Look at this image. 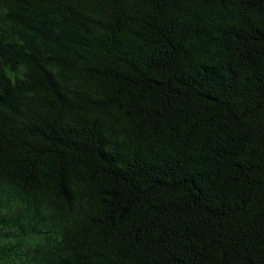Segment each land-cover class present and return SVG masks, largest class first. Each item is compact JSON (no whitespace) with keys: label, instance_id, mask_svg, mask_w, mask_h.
I'll use <instances>...</instances> for the list:
<instances>
[{"label":"trees","instance_id":"16d2710c","mask_svg":"<svg viewBox=\"0 0 264 264\" xmlns=\"http://www.w3.org/2000/svg\"><path fill=\"white\" fill-rule=\"evenodd\" d=\"M0 264H264V0H0Z\"/></svg>","mask_w":264,"mask_h":264}]
</instances>
